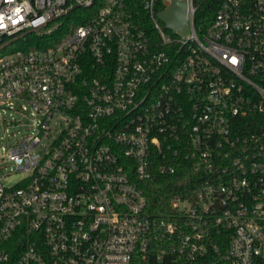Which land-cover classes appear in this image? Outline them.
I'll use <instances>...</instances> for the list:
<instances>
[{
    "label": "built area",
    "instance_id": "2783aa9c",
    "mask_svg": "<svg viewBox=\"0 0 264 264\" xmlns=\"http://www.w3.org/2000/svg\"><path fill=\"white\" fill-rule=\"evenodd\" d=\"M19 111L0 264H264V0H0V130ZM179 172L153 216L141 184Z\"/></svg>",
    "mask_w": 264,
    "mask_h": 264
},
{
    "label": "trees",
    "instance_id": "16d2710c",
    "mask_svg": "<svg viewBox=\"0 0 264 264\" xmlns=\"http://www.w3.org/2000/svg\"><path fill=\"white\" fill-rule=\"evenodd\" d=\"M215 7V4H202L197 10L195 24L199 26L211 20ZM191 181L192 177L187 172H179L172 176H153L151 180L141 184L147 199V210L155 217H164V214L169 212L170 201L190 191Z\"/></svg>",
    "mask_w": 264,
    "mask_h": 264
},
{
    "label": "rangeland",
    "instance_id": "374dc122",
    "mask_svg": "<svg viewBox=\"0 0 264 264\" xmlns=\"http://www.w3.org/2000/svg\"><path fill=\"white\" fill-rule=\"evenodd\" d=\"M56 24L57 22L56 23L53 22L48 27L36 30L37 35L43 38V36L47 34L48 30L54 31L56 29L55 27ZM68 31H69V28L64 27V32L61 35L49 36L48 38L44 37L42 39L43 40L42 44L47 43L46 45L55 46L63 42L67 38ZM190 32H191L190 28L186 27V28H183L182 30H179L176 36L180 38L187 37L190 35ZM167 33L171 34L172 32L167 31ZM47 39H49V41ZM16 49H18L17 45L13 44L5 50L6 51L5 53H9ZM12 116H14L16 120H19L21 122H19L18 125L9 126L7 128L8 129L7 132H5L3 129L0 130V137L3 136V138L0 139V149L2 146V147H5L6 150H8L10 146H13L18 140H20L21 138L29 134L28 118L23 116V114L20 111L12 113ZM6 117H9V116L6 115ZM1 154L3 153H1L0 151V178L2 179L3 184H5L6 186H14L24 176V173L19 172L16 169V165L13 162L8 161L6 158L3 159L1 157ZM180 206L183 207L185 206V204H181Z\"/></svg>",
    "mask_w": 264,
    "mask_h": 264
},
{
    "label": "water",
    "instance_id": "95a60500",
    "mask_svg": "<svg viewBox=\"0 0 264 264\" xmlns=\"http://www.w3.org/2000/svg\"><path fill=\"white\" fill-rule=\"evenodd\" d=\"M158 18L168 29H182L186 25V2L173 1L158 13Z\"/></svg>",
    "mask_w": 264,
    "mask_h": 264
}]
</instances>
